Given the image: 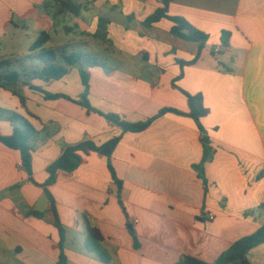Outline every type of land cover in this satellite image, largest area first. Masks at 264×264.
<instances>
[{
    "label": "crops",
    "instance_id": "crops-1",
    "mask_svg": "<svg viewBox=\"0 0 264 264\" xmlns=\"http://www.w3.org/2000/svg\"><path fill=\"white\" fill-rule=\"evenodd\" d=\"M49 1L0 0V63L15 67L27 58L24 67L41 68L30 52H19L18 32L29 39L28 51L46 32L47 47L80 50L102 63L87 69L91 107L133 123L165 108L188 113L183 91L200 94L214 155L201 169L203 133L190 117L167 113L144 132L122 135L99 113L46 100L27 82L25 107L0 87V107L18 111L40 131L32 162L37 184L20 152L0 145V264H58L60 237L43 187L47 167L65 145H102L120 135L110 158L91 152L77 171L59 172L47 188L66 229L67 264H107L88 251V226L100 232L109 264H181L186 258L217 264L264 224V0L172 1L169 14L208 35L204 44L172 35L168 19L145 26L163 6L159 0H71L81 9L78 16L54 1L45 8ZM10 30L5 43L2 34ZM30 83L75 100L84 93L79 66L61 80ZM12 133V124L0 121V134ZM247 259L264 264V244Z\"/></svg>",
    "mask_w": 264,
    "mask_h": 264
},
{
    "label": "trees",
    "instance_id": "trees-1",
    "mask_svg": "<svg viewBox=\"0 0 264 264\" xmlns=\"http://www.w3.org/2000/svg\"><path fill=\"white\" fill-rule=\"evenodd\" d=\"M53 1L57 2L61 7V10L64 12L71 13L75 16H78L80 13V7L73 3V1L71 0H52L47 2L44 7L47 8L48 5L53 3ZM172 1L174 0H159V2L163 6L158 8L153 15H151L143 22V24L147 27H151L153 24L160 22L162 19H168L174 23V26L171 29L172 35L187 41L200 42L201 44L206 43L208 40V35L190 25L185 19L180 17H174L169 14V5ZM225 34L226 36L228 35V33ZM49 40L50 36L46 32H42L29 49V52L31 53V55H29V58H31V60L33 61L39 62L42 65L41 68L25 69L24 67H22L21 70H17L14 69V62L12 61L6 60L0 63V87L7 91H10L14 96L18 97L23 106H25L26 104V98L16 90V86L21 81V78L25 77L26 79H28V81H26V84L29 85L32 90L42 93L46 100L64 99L85 107L89 112L93 111L99 113L100 115L105 117L106 120H108L109 122L118 125L122 130V135L125 133L144 132L152 125V123L156 119L167 113L190 117L197 123L199 129L203 133V159L200 168L202 169L203 165L206 162L212 160L214 150L210 146V140L207 137L201 123L202 118L206 117L209 114L208 109L203 104L202 95H192L183 91V93L188 99V113H184L175 109L165 108L162 109L158 113V115L151 117L146 121L136 123L123 120L120 116L115 114H104L101 112H97L91 107V104L88 99L90 92V73L87 69L96 66H101L102 63L99 62L93 55L87 54L80 50L69 52L66 47L58 49L49 48L47 47ZM198 56L199 55L196 56L194 61L198 59ZM26 59H24V63L27 61ZM74 66L80 67V76L82 84L84 86V93L80 100H75L66 94L48 92L30 83L31 80L35 79H40L46 82L52 80H61L68 74L69 67ZM0 112H4L7 114V110L1 107ZM10 113L11 114L5 119L12 124L13 133L9 136L0 134V145L20 152L22 167L27 172L30 182L37 184L33 179L32 162L33 153L35 151V143L39 139L40 131L36 129V127L30 122V120L26 116L13 111ZM122 135L117 136L102 145H97L95 142L89 140L83 141L76 145H65L61 156L47 167V173L49 175V178L47 179L43 187L45 188L46 193L48 194L52 202V211L54 212V215L56 217V219L53 221V224L57 228L60 237V254L58 264L68 263V258L65 250L66 229L64 228L63 224L60 222L57 216L54 201L51 198V195L49 194L47 188L56 182L59 172L64 171L68 173H73L77 171L83 162V157L85 155L90 154L91 152H95L110 158L115 148L121 141ZM109 169L111 171L114 181L117 182L119 187L121 188L122 182L117 178L116 173L111 165H109ZM262 175H264V173ZM33 214L34 216L39 218L45 217V215L40 212H33ZM102 240L103 238L97 229L92 228L90 226L87 227L86 247L88 251L97 255V257H99V259L102 260L104 263L109 264V256L101 246ZM262 244H264V224L254 234L244 237L237 241L229 251L224 253L218 259L217 264H250L247 259V254L250 250ZM181 264L205 263L186 258L185 261Z\"/></svg>",
    "mask_w": 264,
    "mask_h": 264
},
{
    "label": "rangeland",
    "instance_id": "rangeland-1",
    "mask_svg": "<svg viewBox=\"0 0 264 264\" xmlns=\"http://www.w3.org/2000/svg\"><path fill=\"white\" fill-rule=\"evenodd\" d=\"M9 33H11V30L10 31H8V32H4L2 35L4 36V40H5V43H9V39H10V37H9ZM18 38L20 39V41H19V45H18V48H19V52L21 53V54H24V55H27V54H29V51H28V44H29V39H27V38H24V36L22 35V32H18ZM3 53L2 52H0V61L2 60V55ZM30 63V62H29ZM28 63V64H29ZM35 65H38V66H40L41 64L39 63V62H33ZM20 66V67H19ZM25 66V63H20V64H17L15 67H14V69H17V70H21V67H24ZM28 68L27 69H29V68H32V67H29V66H27ZM25 69H26V67H24ZM26 81H28V79H26L25 77H22L21 78V82L19 83V84H17V86H16V90L21 94V95H23V91H22V84L24 83V82H26ZM20 104H21V101H20ZM22 105V104H21ZM27 105V101H26V104H25V106ZM24 106V107H25ZM7 110V114L6 113H1L0 112V121H5L6 119V117L7 116H9L11 113L10 112H12V110H8V109H6ZM13 112H17V113H19L18 111H14L13 110ZM21 114V113H20ZM22 115V114H21Z\"/></svg>",
    "mask_w": 264,
    "mask_h": 264
},
{
    "label": "built area",
    "instance_id": "built-area-1",
    "mask_svg": "<svg viewBox=\"0 0 264 264\" xmlns=\"http://www.w3.org/2000/svg\"><path fill=\"white\" fill-rule=\"evenodd\" d=\"M215 52H216V53H219V52H220V48H216V49H215ZM208 218H209L210 220H214V219H215V215L212 214V213H210V214H208Z\"/></svg>",
    "mask_w": 264,
    "mask_h": 264
}]
</instances>
